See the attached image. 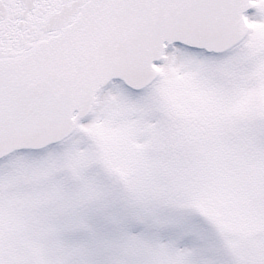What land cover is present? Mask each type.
<instances>
[{
    "label": "snow or ice",
    "instance_id": "6c2138e0",
    "mask_svg": "<svg viewBox=\"0 0 264 264\" xmlns=\"http://www.w3.org/2000/svg\"><path fill=\"white\" fill-rule=\"evenodd\" d=\"M0 264H264V0H0Z\"/></svg>",
    "mask_w": 264,
    "mask_h": 264
}]
</instances>
